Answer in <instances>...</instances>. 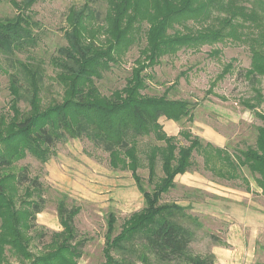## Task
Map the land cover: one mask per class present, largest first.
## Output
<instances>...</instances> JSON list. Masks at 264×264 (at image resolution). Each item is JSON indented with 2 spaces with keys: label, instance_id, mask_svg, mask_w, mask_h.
<instances>
[{
  "label": "trees",
  "instance_id": "16d2710c",
  "mask_svg": "<svg viewBox=\"0 0 264 264\" xmlns=\"http://www.w3.org/2000/svg\"><path fill=\"white\" fill-rule=\"evenodd\" d=\"M33 1L16 5L20 10L17 15L0 20V55L14 70L9 76V111L0 117V261L4 260L3 251L7 248L20 261L29 260L31 264H77L82 255V242L77 240L73 219L77 210L68 209L64 200L57 205L62 230L52 233L46 250L32 255L31 238L26 231L29 220L43 211L42 186L37 178L27 177L25 168L17 172L13 169L15 163L28 155L45 163L56 145L65 140L86 139L108 154L114 169L131 173L144 203L140 211L123 222L115 236L116 219L108 215L104 264H134L136 259L148 264L149 256L156 264H213L212 255L200 257L190 253L192 232L182 223L187 219L185 207L177 203L160 204L162 195L174 188L175 178L193 168V153L201 154L203 163L208 162L204 147L210 145L204 146L199 138L185 131L180 136L188 145H182L175 136L163 131L162 118L177 123L191 121L194 107L188 101L170 99L166 94L144 93L147 75L143 70L180 48L213 45L223 38L236 37L234 26L238 20L254 21L259 22L262 31L259 48L251 49L248 70L250 81L256 84L258 78L264 79V0L251 1L260 14L253 9L248 13L247 7L237 0H104L106 11L99 15L88 3L80 9H71L66 16L69 28L62 35L65 45L56 50L49 62L61 92L60 99L45 104L41 95L43 69L15 59L16 54L36 45L30 19L24 15ZM90 20L97 22L96 28L89 26ZM189 22L198 24L199 28L188 30ZM144 25L147 28L143 32L145 46L141 55L145 62L143 65L136 62L138 66L131 70L122 88L103 94L96 81L116 63V56L136 43ZM176 26H183L189 32L182 34L175 30ZM251 99L256 103L248 102L246 107L254 111L264 102V95L256 89ZM20 103L27 109L22 110ZM256 115L262 124L253 147L231 157L225 148L212 149L218 156V164L222 158L223 180L232 179L237 170L247 168L258 176L257 183L263 187L264 114ZM148 137L154 143L146 144V150L140 152L138 143ZM141 157L152 190L143 188L136 174ZM227 166L231 171L229 176ZM21 187H26L25 195L37 199L22 201L28 209L20 213L15 201Z\"/></svg>",
  "mask_w": 264,
  "mask_h": 264
},
{
  "label": "rangeland",
  "instance_id": "374dc122",
  "mask_svg": "<svg viewBox=\"0 0 264 264\" xmlns=\"http://www.w3.org/2000/svg\"><path fill=\"white\" fill-rule=\"evenodd\" d=\"M26 1H0V20L17 15L20 10L16 5L24 6ZM251 1L254 0H237L247 7L248 13L253 9L260 14ZM87 3L98 15L106 11L104 0H34L24 10L36 36V45L19 52L15 59L43 69L41 95L44 104L60 99L61 92L49 62L56 50L65 45L62 35L69 28L66 16L71 9H80ZM258 23L238 20L234 26L236 37L223 38L213 45L180 48L174 54L161 56L157 64L143 70L147 75L144 93L152 96L166 94L170 99L188 101L194 107L191 121L185 119L177 123L162 118L163 131L168 136H175L182 145H188L180 136L182 131L199 138L204 146L206 143L210 145L204 147L208 162L203 163L201 154L193 153V168L188 174L175 178L174 188L162 195L160 204L177 203L185 207L187 219L182 223L192 232L190 253L200 257L212 255L213 264H264V180L263 187H260L258 176L247 168L237 170L236 177L223 180L222 158L218 164V156L212 150L217 148L212 144L216 139L218 143L220 139L224 142L229 157L255 144L257 129L262 124L256 114H264V102L254 111L247 109L246 104L256 103L251 99L256 89L264 95V79L258 78L255 84L248 74L251 49L259 48L262 42ZM96 25L97 22L90 20L89 26L96 28ZM186 27L195 31L199 25L189 22ZM146 28L144 25L136 36V43L116 56V63L111 64L103 78L96 81L103 94L109 95L122 88L131 70L138 66L137 61L143 65L141 51L145 46L143 32ZM187 29L175 27L182 34L188 33ZM13 73L9 63L0 55V117L9 111V76ZM19 107L27 109L24 103ZM150 143H154L152 137L140 140V152L145 151L146 144ZM52 154L45 163L28 155L14 164V172L25 168L27 177L37 178L42 186L43 211L29 220L26 231L31 238L30 252L33 256L39 255L46 250L52 233L62 230L57 205L64 200L68 209L77 210L74 226L77 240L82 242V255L77 264H104L108 215L116 219L115 236L120 233L123 222L144 207L135 180L128 170L114 169L108 154L86 139L65 140L55 146ZM141 160L136 174L141 178L143 188L152 190L146 164L142 157ZM226 170L229 176L230 168L227 166ZM157 173H160L159 168ZM25 188L18 190L19 197L15 201L20 213L28 209L21 204L22 201L37 199L25 195ZM3 258L0 264H31L29 260L20 261L7 248L3 251ZM149 259L148 264H156L151 256ZM134 264L147 263L136 259Z\"/></svg>",
  "mask_w": 264,
  "mask_h": 264
},
{
  "label": "crops",
  "instance_id": "0c3cea01",
  "mask_svg": "<svg viewBox=\"0 0 264 264\" xmlns=\"http://www.w3.org/2000/svg\"><path fill=\"white\" fill-rule=\"evenodd\" d=\"M165 120V119H164ZM214 142L215 143H212L214 146H217L218 148H220V149H224V142H222V140L220 139V143H221V145H220V143H218V139H216V140H214Z\"/></svg>",
  "mask_w": 264,
  "mask_h": 264
}]
</instances>
